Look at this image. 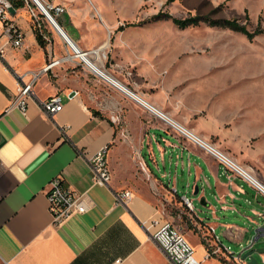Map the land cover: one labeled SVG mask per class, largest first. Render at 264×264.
I'll return each mask as SVG.
<instances>
[{"label": "crops", "instance_id": "0c3cea01", "mask_svg": "<svg viewBox=\"0 0 264 264\" xmlns=\"http://www.w3.org/2000/svg\"><path fill=\"white\" fill-rule=\"evenodd\" d=\"M23 1L10 15L24 35L21 48L8 44L0 20V47L8 48L0 58V264H172L152 238L151 222L163 218L159 201L162 207H179L184 198L193 206L192 211L186 208V225L191 227L186 234L200 264H250L242 255L264 249V237L251 242L262 222L264 195L185 140L124 88L172 120L189 119L202 102L160 79L159 71L134 65L118 18L101 4L103 16L96 18L85 0L51 1L66 8L58 25L68 38L83 50L105 54L97 61L114 83L71 62L42 71L64 57L67 48L49 22L54 34L41 25L45 44H39V15L30 0ZM37 72L32 99L22 114L12 106L17 76L29 82ZM56 95L62 109L49 116L39 102ZM203 130L208 136L212 132ZM105 146L111 181L102 186L93 183L88 157ZM248 168L264 185V166ZM55 177L83 194L89 207L59 225L53 223L46 195ZM125 191L131 198L117 202L116 194ZM252 257L264 264V252L255 251Z\"/></svg>", "mask_w": 264, "mask_h": 264}, {"label": "rangeland", "instance_id": "374dc122", "mask_svg": "<svg viewBox=\"0 0 264 264\" xmlns=\"http://www.w3.org/2000/svg\"><path fill=\"white\" fill-rule=\"evenodd\" d=\"M85 1L96 18L103 16L101 4L118 18V28L133 24L124 28V40L132 47L134 65L159 71L160 79L202 102L189 119L172 117L175 121L247 170L264 166V0ZM34 10L40 25L54 34L45 16ZM162 14L181 20L198 16L200 23L179 28L170 19L156 18ZM221 19L237 21L254 37L209 23ZM203 129L212 132L208 136ZM158 204L162 217L182 228L191 243L186 234L190 225L174 214L177 208L186 210L185 204Z\"/></svg>", "mask_w": 264, "mask_h": 264}, {"label": "built area", "instance_id": "2783aa9c", "mask_svg": "<svg viewBox=\"0 0 264 264\" xmlns=\"http://www.w3.org/2000/svg\"><path fill=\"white\" fill-rule=\"evenodd\" d=\"M35 9L43 14L41 10L45 11V18L52 23H57V18L65 13V7L60 4H54L51 0H30ZM0 20L4 24V34L8 38V44L15 48H21L24 42V35L18 28L16 23L10 19V14L5 5L0 4ZM67 48V53L60 60L53 61L46 66L42 71H47L60 61L71 62L83 67L88 71H92L97 75L102 76L108 81L114 83V80L109 77L98 64V59L105 58V54L101 53L98 49L83 50L63 32L61 35ZM7 46L0 47V58L4 59V55L7 52ZM40 74V72L34 73L32 81L26 82L23 76H17V93L13 107H16L22 114H26L28 102L33 96V82L34 79ZM126 94L132 97L137 103L145 107L148 111L154 113L158 118L163 120L172 130L179 133L185 140L202 148L208 154H210L216 161H218L223 168L228 172H231L249 185L256 188L264 195V185L246 168L236 162L233 158L221 151L215 145L201 138L193 131H188L180 124L174 122L169 115L165 112L157 110L145 102L138 94L124 88ZM40 109L49 116L61 111L62 104L60 96L56 95L49 100L39 102ZM193 132V133H192ZM108 147H102L94 154L88 157L90 168L92 171V180L94 184L107 186L111 181V171L107 160ZM47 200L49 204V210L52 216L53 223L56 225L62 224L70 217L78 214L86 213L89 209L87 200L83 194L74 192L67 188L61 177L53 178L49 183V190L47 192ZM131 198L129 191H125L121 194H116L117 202H127ZM183 202L185 207L189 210H193L192 203L184 198ZM151 226L155 231L152 233V238L160 246V248L167 255L169 261L172 264H200L195 256L194 249L189 241L186 239L184 233L180 228L174 225L171 221L164 218H157L151 222ZM255 240L251 241L252 244L264 237V214L262 215L261 225L257 227ZM226 253L231 255L232 258L241 260L240 255L235 258L228 251L223 249ZM220 247L214 250V253H218ZM209 256V254H208ZM118 262V261H117Z\"/></svg>", "mask_w": 264, "mask_h": 264}, {"label": "trees", "instance_id": "16d2710c", "mask_svg": "<svg viewBox=\"0 0 264 264\" xmlns=\"http://www.w3.org/2000/svg\"><path fill=\"white\" fill-rule=\"evenodd\" d=\"M9 2L12 4L14 8H19L24 5L23 0H9ZM156 18H165V19H170L176 26L179 28H187L189 26H196L200 23V18L197 17H191L186 20H181L177 19L174 17H171L170 15L167 14H162L157 16ZM210 25H218L224 28H228L237 32H240L244 35L247 36V38L252 39L254 35L252 33H249L247 28L244 25L239 24L235 20H226V19H221V20H214V21H209ZM133 24L127 23L124 26H120L118 30H123L125 27L132 26ZM35 33H36V38L39 42L40 45L45 44V30L41 27L40 23H38V26L35 28ZM97 114V113H96ZM175 216L179 217L182 221L187 223L188 220V215L186 210H182L180 208L175 209ZM206 248L208 249L209 255L211 254V248L206 245Z\"/></svg>", "mask_w": 264, "mask_h": 264}, {"label": "water", "instance_id": "95a60500", "mask_svg": "<svg viewBox=\"0 0 264 264\" xmlns=\"http://www.w3.org/2000/svg\"><path fill=\"white\" fill-rule=\"evenodd\" d=\"M0 4L6 6V8H7V10H8V12H9L10 15H15L16 10H15V8L12 6V4L9 2V0H0ZM198 191H199V187L197 186V187L195 188V194H197ZM255 251H256V252H264V249H253V250H249V251H247L246 253H244V254L242 255V259L245 260L246 258H249V263H250V264H256V261H255V260L253 259V257H252V254H253Z\"/></svg>", "mask_w": 264, "mask_h": 264}, {"label": "bare ground", "instance_id": "6f19581e", "mask_svg": "<svg viewBox=\"0 0 264 264\" xmlns=\"http://www.w3.org/2000/svg\"><path fill=\"white\" fill-rule=\"evenodd\" d=\"M41 12L42 13H44L45 14V16H46V13H45V11H43V10H41ZM47 21L54 27V29L57 31V33L58 34H60V36L63 34V31H62V29H61V27L58 25V23H52L49 19H48V17H47ZM174 121V120H173ZM174 122H176V121H174ZM177 123V122H176ZM183 127V126H182ZM185 128V127H184ZM186 129V128H185ZM188 130V129H187ZM188 131H190V130H188ZM191 132V131H190ZM193 133V132H192Z\"/></svg>", "mask_w": 264, "mask_h": 264}]
</instances>
